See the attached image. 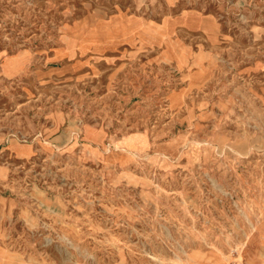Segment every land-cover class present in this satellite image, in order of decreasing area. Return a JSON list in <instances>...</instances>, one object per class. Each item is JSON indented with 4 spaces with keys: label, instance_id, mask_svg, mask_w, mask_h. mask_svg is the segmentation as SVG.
<instances>
[{
    "label": "rangeland",
    "instance_id": "1",
    "mask_svg": "<svg viewBox=\"0 0 264 264\" xmlns=\"http://www.w3.org/2000/svg\"><path fill=\"white\" fill-rule=\"evenodd\" d=\"M0 138V264L245 263L264 0H0Z\"/></svg>",
    "mask_w": 264,
    "mask_h": 264
},
{
    "label": "crops",
    "instance_id": "2",
    "mask_svg": "<svg viewBox=\"0 0 264 264\" xmlns=\"http://www.w3.org/2000/svg\"><path fill=\"white\" fill-rule=\"evenodd\" d=\"M135 139V138H133ZM1 144V138H0ZM29 148H23L21 146H16L10 149V152L14 154H23L27 152ZM1 156V154H0ZM2 161L0 160V169H2ZM251 238L247 243V247L245 249V256L251 264H264V222L259 224L251 234ZM245 260L244 264H249Z\"/></svg>",
    "mask_w": 264,
    "mask_h": 264
},
{
    "label": "built area",
    "instance_id": "3",
    "mask_svg": "<svg viewBox=\"0 0 264 264\" xmlns=\"http://www.w3.org/2000/svg\"><path fill=\"white\" fill-rule=\"evenodd\" d=\"M233 251L234 252L232 253L230 259L227 261V264H244L241 256H239L236 248Z\"/></svg>",
    "mask_w": 264,
    "mask_h": 264
},
{
    "label": "bare ground",
    "instance_id": "4",
    "mask_svg": "<svg viewBox=\"0 0 264 264\" xmlns=\"http://www.w3.org/2000/svg\"><path fill=\"white\" fill-rule=\"evenodd\" d=\"M133 141V140H132Z\"/></svg>",
    "mask_w": 264,
    "mask_h": 264
}]
</instances>
